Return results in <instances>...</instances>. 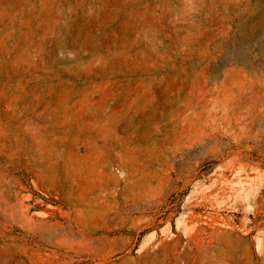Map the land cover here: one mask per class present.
Masks as SVG:
<instances>
[{
    "label": "rangeland",
    "instance_id": "374dc122",
    "mask_svg": "<svg viewBox=\"0 0 264 264\" xmlns=\"http://www.w3.org/2000/svg\"><path fill=\"white\" fill-rule=\"evenodd\" d=\"M0 264H264V0H0Z\"/></svg>",
    "mask_w": 264,
    "mask_h": 264
}]
</instances>
